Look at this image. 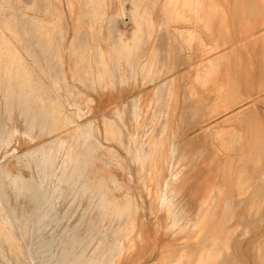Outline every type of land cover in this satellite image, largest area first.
Returning <instances> with one entry per match:
<instances>
[{
    "label": "rangeland",
    "instance_id": "rangeland-1",
    "mask_svg": "<svg viewBox=\"0 0 264 264\" xmlns=\"http://www.w3.org/2000/svg\"><path fill=\"white\" fill-rule=\"evenodd\" d=\"M178 1L0 0L2 264H26L32 217L39 264H264V186L218 184L233 176L235 160L173 138L170 105L157 98L167 75L153 72L156 52L148 46L154 19L170 18ZM7 40L34 89L11 81ZM100 74L107 81L99 83ZM35 89L41 98L31 94ZM51 100L61 104L60 123L47 109ZM135 102L138 120L128 111ZM69 117L73 124L65 126ZM134 133L153 151L127 138ZM263 162L253 172L241 170L240 181L264 178ZM204 178L217 184L205 188ZM100 183L110 209L102 207ZM229 189L244 199L242 210L221 217L214 198ZM118 205L130 210L111 212Z\"/></svg>",
    "mask_w": 264,
    "mask_h": 264
},
{
    "label": "crops",
    "instance_id": "crops-1",
    "mask_svg": "<svg viewBox=\"0 0 264 264\" xmlns=\"http://www.w3.org/2000/svg\"><path fill=\"white\" fill-rule=\"evenodd\" d=\"M154 21V45L148 48L156 52L153 72L167 75L156 94L162 105H170L172 137L186 138L194 147L202 143L205 155L234 159L233 176L220 178L221 186H264V178L244 183L238 177L264 161V0H179L170 18ZM128 111L135 120L141 116L137 102ZM127 138L138 139L145 153L153 151L138 134ZM213 184L204 178L205 188ZM214 201L219 216L228 217L242 210L244 199L229 189ZM203 223L202 216L197 224Z\"/></svg>",
    "mask_w": 264,
    "mask_h": 264
},
{
    "label": "bare ground",
    "instance_id": "bare-ground-1",
    "mask_svg": "<svg viewBox=\"0 0 264 264\" xmlns=\"http://www.w3.org/2000/svg\"><path fill=\"white\" fill-rule=\"evenodd\" d=\"M88 1V0H87ZM91 1H96V0H91ZM3 9V8H2ZM2 11V10H1ZM105 13V11L103 12V14ZM96 16H100L98 13L96 14ZM103 16V15H102ZM34 25V24H33ZM34 27V26H33ZM31 30V29H30ZM25 31V30H24ZM29 31V30H28ZM26 33H27V31H25ZM12 33V32H11ZM22 38V37H21ZM28 41V40H27ZM4 47V49L6 50V51H8V54H10V62H9V65H8V69H7V73L9 74V77H10V79H11V81L13 82V81H18V80H22L23 82H26L28 85H29V87L30 88H32V89H34L36 86H38V85H36V86H32V85H30L29 83L30 82H32L33 80V78H32V75H31V73H30V71H29V69L27 68V65L25 64V62L23 61V59L19 56V54H18V52H17V50H16V48L14 47V45H13V43L12 42H10L9 40H7V41H5L3 44H2ZM98 50H99V48H98ZM25 52V51H24ZM103 60V59H102ZM100 62V61H99ZM102 62V61H101ZM6 66V65H5ZM48 73H49V71H48ZM51 73V72H50ZM101 73V72H100ZM99 74V73H98ZM50 77H51V74H50ZM35 79V78H34ZM50 79V78H49ZM97 79L99 80L98 82L99 83H101L102 81H104L106 78L104 77V75H99V76H97ZM40 80V79H39ZM43 80V79H42ZM1 81H2V76H1V73H0V83H1ZM41 81V80H40ZM47 81H49V80H47ZM105 81H107V80H105ZM104 81V82H105ZM4 82V81H3ZM43 82V81H42ZM15 83V82H14ZM36 83V82H35ZM41 82H39V84H40ZM50 83H51V81H50ZM42 84V83H41ZM40 84V85H41ZM34 85V84H33ZM39 85V86H40ZM52 85V84H51ZM54 86V85H53ZM58 86V85H57ZM43 87V86H42ZM59 87V86H58ZM39 87H37V89H38ZM41 88V87H40ZM51 92V91H50ZM54 93H56V91L54 92ZM31 94L33 95V96H35L36 98L38 97V98H41L42 96H41V94H40V92H38V90H33L32 92H31ZM50 94V93H49ZM43 95V94H42ZM51 95V94H50ZM41 96V97H40ZM34 97V98H35ZM33 98V97H32ZM54 100H55V98H54ZM4 103V102H3ZM60 103V102H59ZM61 105V104H60ZM60 105L57 103V102H55V101H53V100H51L50 101V106L47 108L48 109V111H49V114H50V116L53 118V119H55L57 122H61V120L63 119V116H64V113H63V110L61 109V107H60ZM2 109L4 110V107H2ZM9 110L7 109L6 110V112H8ZM2 112V111H1ZM120 113V112H119ZM122 114V113H121ZM123 115H125V114H123ZM126 116V115H125ZM120 117V116H119ZM123 119V118H122ZM123 121V120H122ZM71 124H73V122H72V120H71V117H69V119L67 118V121H66V123H65V126H68V125H71ZM73 126V125H72ZM74 128V130L76 131V135L77 134H79V135H82L80 132H82V131H80L79 133H78V127H76V126H74L73 127ZM72 128V129H73ZM86 128V127H85ZM69 134V133H68ZM72 134V133H71ZM93 134V133H92ZM60 136V135H59ZM58 136V137H59ZM83 136H85V134L83 133ZM82 136V137H83ZM57 137V138H58ZM81 137V136H80ZM56 138V139H57ZM130 138V137H129ZM130 141V140H129ZM132 142V141H131ZM130 142V143H131ZM130 143H128V144H130ZM137 144V143H136ZM134 145V144H133ZM130 146V145H129ZM135 147H137V146H135ZM131 150H132V147H131ZM130 150V151H131ZM49 151H51V148H50V150ZM134 151H136V150H134ZM45 152V151H44ZM137 152V151H136ZM42 153V152H41ZM48 153V152H47ZM46 155H48V154H46ZM131 155H133V154H131ZM49 156V155H48ZM149 156V155H148ZM136 158V157H135ZM140 159H141V157H140ZM136 160V159H135ZM172 160V159H171ZM78 161V160H77ZM141 161V160H140ZM148 161V160H147ZM142 162V161H141ZM139 163V162H138ZM140 164V163H139ZM141 167V166H140ZM143 167V166H142ZM171 167V166H170ZM172 169V168H171ZM171 169H167V171H168V173H169V175H170V173H171ZM156 172V171H155ZM170 177V176H169ZM171 178V177H170ZM175 178V177H174ZM173 179V178H172ZM167 180V179H166ZM169 181H171V179L169 180ZM173 181H174V179H173ZM101 185H99V192H101V193H103V197L101 198V200H102V207H104V208H111V207H113V201L112 200H109V197L107 196V193H104V190H103V184L102 183H100ZM172 186L171 185H169L168 183H166L165 184V188H168V190H169V188H171ZM163 190V189H162ZM161 191V190H160ZM165 191V190H164ZM108 194H109V192H108ZM164 199V198H163ZM163 199H162V201H163ZM165 200V199H164ZM163 205V204H162ZM165 205H167V207H168V211H172V208H173V204H172V202H170V201H167V202H165ZM130 210V205H128V206H117V207H114V209L112 208L111 209V212H113L114 214H116L115 212L116 211H118V213L120 212V214H121V216L122 215H124L125 213H127L128 211ZM35 216H37V215H35ZM177 218V217H176ZM36 219L37 218H34V217H32L31 219H30V225H29V228H28V230H27V236H26V239H25V241H24V249H25V260H26V264H39V261H38V256H37V254H36V243H37V221H36ZM178 223V222H177ZM180 223V222H179ZM130 225V224H129ZM28 226V225H27ZM124 229H126V228H124ZM124 231V233H129L130 232V230H123ZM105 232H103V234H104ZM109 233V232H108ZM105 235V234H104ZM38 245V244H37ZM0 264H2L1 262H0ZM16 264H20V261H16ZM44 264V263H43Z\"/></svg>",
    "mask_w": 264,
    "mask_h": 264
}]
</instances>
